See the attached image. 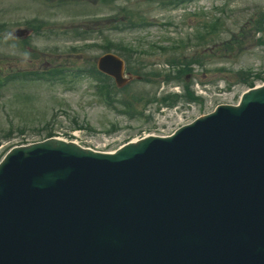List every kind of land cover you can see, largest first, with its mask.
Segmentation results:
<instances>
[{
  "label": "rangeland",
  "instance_id": "obj_1",
  "mask_svg": "<svg viewBox=\"0 0 264 264\" xmlns=\"http://www.w3.org/2000/svg\"><path fill=\"white\" fill-rule=\"evenodd\" d=\"M58 1L0 0V73L37 67L44 62L86 66L104 52L103 46L108 41L131 43L136 47L141 44L139 38L144 39L146 48V42L163 46L188 42L184 55L187 58L197 56L202 62L192 65V72L181 82L165 81L161 76L153 83L132 80L122 94H145L156 98L145 108L144 103L137 104L138 110H144L139 118L121 114L116 106H108L96 98L85 79L68 86L11 82L0 90V154L7 146L40 140L48 129H54L56 134L64 136L66 130L72 128L73 119L81 126L78 141L101 151L114 150L127 140L149 133L169 134L180 124L211 111L218 104L236 103L246 90L241 77L243 72H247L245 77L258 72L264 76V42L260 41L264 37L246 27L250 25L248 21L251 16L264 12V0H199L182 5L181 11L175 14H168L167 8L159 7L158 0ZM118 7L128 8L147 20L173 21L177 28L160 30L148 27L131 31L111 28L108 19L116 17ZM219 8H224L223 12ZM185 9L187 13L183 12ZM198 13L206 19L220 16L223 20L215 33L207 36L203 45H199L195 37V28L200 21ZM38 22L40 25L36 32L27 27L28 23ZM79 25L91 31L87 35L75 36L73 28ZM242 27H245L248 35L244 32L239 34ZM18 28L31 31L26 37V44L13 36ZM101 29L102 33L99 31ZM92 43V46H86ZM73 46L76 52L71 51ZM205 51L206 54H202ZM36 53L39 58L35 57ZM67 53L78 54L68 56ZM170 55L176 56V53L155 50L140 60L145 63L146 70L167 73L171 70L167 62ZM186 82L192 91L196 85L207 90L204 105L196 101H189L190 105H186L188 100L180 98L170 112L173 113L175 105H183L184 111L173 114L170 119L157 116L158 120L154 122L161 125L165 120L166 125L154 129V112L167 105L159 101L161 97L170 89L184 91ZM259 83V80H255L256 85ZM53 107L63 108L66 115L58 111V118L48 125L46 122ZM9 128L13 131L9 134L11 137L4 139L3 134Z\"/></svg>",
  "mask_w": 264,
  "mask_h": 264
},
{
  "label": "water",
  "instance_id": "obj_2",
  "mask_svg": "<svg viewBox=\"0 0 264 264\" xmlns=\"http://www.w3.org/2000/svg\"><path fill=\"white\" fill-rule=\"evenodd\" d=\"M117 72L119 73V70ZM242 104L246 107L247 116L251 117L248 114L252 113L254 120L264 127V87L246 94ZM248 104L254 106L249 108ZM236 110L233 117H227V123L201 141L190 143L179 136L160 141L159 144L168 143L180 150L177 151L170 147L174 150L175 156L169 154L168 161H166L165 152L156 155L155 159L162 167L164 169L179 167L183 172H190L187 173L186 185L176 186L174 193L167 192L168 187L171 186L168 184L163 185L160 190L154 191L148 183H141L137 174H142L146 163L140 161L134 164L130 163V159L143 154L150 156L145 144L151 142V139L136 146L129 145L122 148L115 157L110 158L109 164L105 163L104 165H96L95 162L92 165H85L83 163L85 159L82 157L84 153L72 146L54 142L40 145L42 147V150L39 151L40 154H48L50 150L55 149L53 155L57 160H52L54 158L51 156L44 155L40 160L46 164H38L33 167L37 168L39 173L52 179H64L73 173L76 166L80 172V181L89 180L85 181L87 192L76 190L72 194L76 197L75 201L78 202L76 207L82 212L56 214L57 211L52 208L51 220L61 219L63 223H66L79 216H87L92 213L102 215L104 223L110 222L111 225L108 228L110 236L100 239L99 246L94 251L95 260L91 263L81 254H70L71 262L62 260L61 263H58L51 258L49 264H122L125 261L130 264H141L138 257L142 251L147 249L148 253L152 255L148 264H201L198 262L202 260L203 254L221 257L222 261L228 263L240 262L241 257L238 253L234 250L222 249L215 241L227 237L231 229L239 230L248 227L260 231L264 225V209L238 205L240 210L230 211L234 214L238 224L233 225L230 222L221 228L213 223V215L201 207L196 209L197 199L192 196L195 191H199L200 194L204 193L205 188L200 183L208 179L206 174L230 185L239 194L247 192L250 196H254L264 191V155L258 156L253 151H249L246 156L240 159L230 160L226 157L225 159L218 158L216 161L210 155V149L214 145L216 136L226 132L228 123H232L234 119L239 120L243 116ZM227 111H232V109ZM243 129L241 125H237L233 130H237L235 133H238ZM253 130L256 135V128ZM188 131L194 133L196 129ZM250 131L254 133L251 129ZM256 136L262 139L264 134ZM19 152L27 154L25 150H19L17 153ZM95 159L93 158V160ZM206 159H210L212 164L201 167ZM95 161L100 162L103 159ZM123 166L126 167L124 172ZM218 166L223 169L220 174H217ZM134 174H136L135 179L129 180L133 187L127 183L119 194L124 175L131 178ZM118 194L119 200H117ZM0 197L2 203L7 205V210L14 213H20L24 207L23 204L14 205L8 196L2 193ZM239 198L242 199V197ZM120 203L124 205L131 218L129 221H126L120 213L118 217H115ZM24 224L26 225V222L22 220L20 226L24 227ZM256 247L262 256H244L245 263L241 261L240 264H264V240L260 241ZM211 262L221 264L218 258L210 260ZM207 263H209V259L202 262V264Z\"/></svg>",
  "mask_w": 264,
  "mask_h": 264
},
{
  "label": "bare ground",
  "instance_id": "obj_3",
  "mask_svg": "<svg viewBox=\"0 0 264 264\" xmlns=\"http://www.w3.org/2000/svg\"><path fill=\"white\" fill-rule=\"evenodd\" d=\"M215 197H201L200 204H202L204 211L209 212L211 215H213V223L216 226H219L221 228H224V226L229 224L230 222L233 225L238 224L237 219L234 217V214L229 211H234L233 209H229L227 206L224 205V198L221 196L220 191H216ZM213 264V262L208 263Z\"/></svg>",
  "mask_w": 264,
  "mask_h": 264
}]
</instances>
